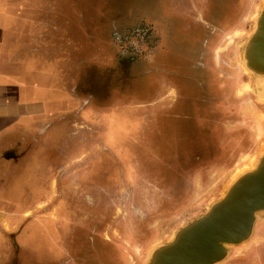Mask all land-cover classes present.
I'll return each instance as SVG.
<instances>
[{
  "label": "rangeland",
  "instance_id": "rangeland-1",
  "mask_svg": "<svg viewBox=\"0 0 264 264\" xmlns=\"http://www.w3.org/2000/svg\"><path fill=\"white\" fill-rule=\"evenodd\" d=\"M20 3L21 21L36 22L28 35L43 37L44 31L50 29L48 35L54 36L63 24L62 29L68 31L59 32L57 38L76 39L82 33L76 22L92 19L94 14L95 19L99 16L104 23L103 36H114L116 32L129 36L124 41L114 37L118 42L99 45L96 51L104 59L99 60L104 70L86 69L80 75L84 80L80 93L73 91L77 78L73 75L69 79L71 89L64 98L67 103L58 109L56 119L64 129L56 134L57 138L47 140L46 124L29 144L26 142V147L34 158L31 170L36 164L52 168L48 178L51 185L36 196L32 212L52 213L62 228L83 226L82 238L88 245L95 238L105 240L102 230L111 225L109 244L114 264H145L156 245L170 241L177 229L202 215L222 197L236 175L255 167L264 152V80L245 69L242 57L244 42L254 28L263 0H20ZM111 11L117 21L109 27L106 21ZM133 27L139 30L128 33ZM140 27L150 28L151 34L149 31L144 35L149 33L154 38L159 35L164 53L178 68L183 67L185 72L191 67L195 70L188 78L202 93L197 99L201 101L199 109H207L201 113L207 126L199 124L200 133L193 134L185 144L176 146L174 136L169 134L162 138L161 149L153 145L154 126L146 124L147 120L154 115L176 116L159 107L163 100L169 99L165 90L152 98L151 104H146L137 97L140 89L132 92L118 89L123 85L128 72L125 65L131 57L148 54L153 45L150 38L144 39ZM84 31L92 34L90 28ZM112 56L115 62L110 64ZM165 62L164 68L169 73L177 68ZM109 65L115 66L108 69L112 67ZM172 74L177 77V71ZM96 78L100 80V88ZM111 78L116 80L112 82L116 88L110 98L113 103L103 88ZM92 85H97L95 92L88 90ZM168 95H175L172 88ZM87 102L97 113L88 110L80 113L78 104ZM253 103L259 106V111L250 114L248 110ZM110 123L113 124L108 129ZM136 126L147 127L145 134H136ZM124 127L134 132L132 139H127L131 142L130 152L123 147L124 137L120 136ZM85 133L92 144L83 145ZM82 181L85 185H80ZM22 185L17 188L8 185L9 198L24 195L27 184ZM60 205L70 219L59 220ZM258 214L255 226L264 220V211ZM97 221L100 232L94 233L91 225L96 227ZM37 236L32 241L26 239L34 249L52 244L51 238L37 243L40 238ZM5 241L6 245H12L10 237ZM237 245H226L228 255L216 264L233 261L239 254ZM12 249L14 252L4 253L3 264H15L18 251ZM69 261L68 256L53 264Z\"/></svg>",
  "mask_w": 264,
  "mask_h": 264
},
{
  "label": "crops",
  "instance_id": "crops-1",
  "mask_svg": "<svg viewBox=\"0 0 264 264\" xmlns=\"http://www.w3.org/2000/svg\"><path fill=\"white\" fill-rule=\"evenodd\" d=\"M20 10V0H0V264L6 251L14 252V247L20 253L23 246L28 247V237L38 235L44 241L50 235L51 217L32 212L39 189L46 187L42 180L45 166L36 164L31 170L34 158L26 142L46 124L48 139L60 133L57 113L66 105L69 91L57 78L63 68L74 67L77 57L73 49L69 55L74 43L57 38L61 31L54 36L48 35L49 29L43 37L28 35L35 24L21 21ZM23 182L27 184L25 194L9 198L8 185L17 188ZM6 237L12 245H6Z\"/></svg>",
  "mask_w": 264,
  "mask_h": 264
},
{
  "label": "flooded vegetation",
  "instance_id": "flooded-vegetation-1",
  "mask_svg": "<svg viewBox=\"0 0 264 264\" xmlns=\"http://www.w3.org/2000/svg\"><path fill=\"white\" fill-rule=\"evenodd\" d=\"M59 1L62 2L63 0H59ZM111 12L112 14L108 15L110 16V18H107L106 21L109 24V27H111L115 23V21H117L116 19H114L115 18L114 11ZM92 17H93L92 19H89V17H87L86 19H81V22L79 21L76 22V27H78L82 32L80 33V37H75L76 39H69L68 37V39L66 40V43H69L70 45L74 43L73 45L74 47L70 46L69 48V55L71 53V50L73 49V51L77 53V57L75 58L74 67H67L68 69L63 68L62 74L60 75V77L57 78V81H61V87H63V89H67L68 91H70L71 89V83L69 82V79L72 80L73 75L75 79L77 78L73 91L77 90V92L79 91L80 93V91L84 89V80L80 75H82V73L86 69L87 71L91 70L92 72L98 68L103 69L99 65L100 64L99 60L101 61L104 59H100L101 57H99L97 52L100 44L102 43L107 44L106 42L108 41L109 43L110 41L116 43L117 40L124 41L125 39L129 38L128 35L125 34L118 35L117 32L115 33L114 36L112 35L103 36L102 25L104 23H102L101 21L102 19L99 18V16L97 17V19H95L94 14L92 15ZM203 22L204 24L207 23L208 25V22L206 20H203ZM35 23L36 22L34 21V24ZM84 28H90L92 34L91 35L87 34L84 31ZM140 28H141L140 31L143 33L142 34L143 37H146L144 39L148 40V38H150V44L153 43V45L150 46V50L148 54H142L140 56L141 59L131 57V60L128 61V63L125 65L129 73L127 72V74H125L124 82H122L123 85L118 89H122L124 91V89L127 88L126 91L128 92H132L136 89H140V93L138 94L137 97H140V99L143 100L146 104H151V99L154 98L155 96H159L165 90V94L169 99L168 101L163 100L162 103L159 104V107L161 106L165 107L167 113L172 112L173 115L176 116L173 117L163 116L160 118L159 115H154L147 120L146 124H148L149 126L151 125L154 126L152 127V129L154 130L153 134L156 136V140H155L156 144L155 142L154 144L153 143L152 144L156 146L157 150L161 149L159 145H161L162 138L167 137V135L169 134L174 136V141L176 146L180 144H185L187 140L191 139V136H193V134L200 133V129L202 128L199 126V124L203 126H207V124L202 122L203 117L201 114L202 112L206 113L207 109L206 108L199 109L201 107L200 106L201 101L197 99L198 98L197 96H201L202 93L201 91H198L194 88L195 83H190V80L188 78L195 70H193L191 67V70L185 72L182 70L183 67L178 68L177 66L178 64H175L173 60L170 59L167 56V54L164 53L162 39L158 38L159 35H156V38H154L153 36L150 35L151 31L149 27H145V28L140 27ZM138 30L139 27L138 28L133 27L131 31L128 29V33L135 34ZM58 31L61 32L65 31L66 34L67 33L66 31L68 30L63 28ZM149 31L150 34L148 33L147 35H144L146 34V32ZM83 33H85L84 36ZM114 37H116L117 40L114 39ZM64 41L65 40H62V42ZM68 59H70V57H68ZM167 59H168V64L171 63L177 66V68L174 67V70L172 72L174 73L175 71H177V77H174V75L172 73H169L168 71L167 73L165 72L164 67L167 66L165 62ZM110 60H111L110 64H113L115 62L114 61L115 58L113 56L112 58H110ZM109 66L112 67H109L108 69H112L115 65H109ZM180 70H182V72H180ZM184 76L187 78H185ZM96 79H97V85L99 86L98 88H100L101 86L99 84L100 80L98 81V78ZM108 81L109 83H107V85L104 84L103 88L107 91V96L109 97L110 103H113V100L110 98L113 95L114 89L116 88L112 84V82H116V80L112 81L111 78L108 79ZM97 85L96 87L92 85V87L88 88V90L95 92L97 89ZM106 86L108 87V89ZM171 88L174 90L175 93L174 96L168 95V90ZM78 105H79L80 113H84L86 110H88L92 114L97 113V109L91 105H88V102L81 103ZM258 107L259 106L256 103L255 104L253 103L252 108L248 110L249 113L250 114L253 112L257 113V110L259 111ZM186 114H188V116H184ZM243 120L246 122V117ZM112 124L110 123L107 126V128L109 129L110 126L112 127ZM130 130L131 128L124 127L123 134H120V136L124 137V141H125L123 143V147L126 148L128 152H130L131 150V142L130 140L127 141V139H132V135L134 133L131 132ZM146 130L147 127L138 126L135 132L138 131V133L136 134L139 133L145 134ZM86 136L87 133H85L82 136V138H85ZM93 137L95 136L93 135ZM48 138L49 137L47 136V140ZM54 138L56 139L57 137ZM85 139L86 140L83 141V145H89L90 142L92 144L93 142L92 139H88V138ZM46 152L48 154V150H46ZM51 169L52 168H47L45 166L46 173L42 177L43 182H45L46 184L45 189L51 185L48 179L49 177H51L50 176L52 173ZM93 182L94 181H92V184H90L91 186L94 185ZM80 185H85V183L82 181ZM43 189L44 188H40L39 189L40 192ZM40 192L38 194H40ZM91 203H93V201ZM58 208H60L58 212L59 220L66 221L70 219L69 213L64 208H62V205H60ZM34 212L36 215L38 214L40 215L46 212L47 215L51 217V220L48 221L51 223L50 235L48 239L50 238L52 239V244L51 243H49L48 245L41 244L42 246L39 249H34L32 247V242H31L33 236L28 237L31 238V241L27 242L29 246L28 247L23 246L20 253L16 252L15 264H53L61 259L63 261L64 257L67 258L68 256L71 259V261H69L68 264H71V262L72 264H114V253L110 250V244H109L110 237L113 234V226L110 225L102 230V234L105 236V240L95 238L92 239L91 241L92 244L88 245L89 242H87L86 239L82 238V235L85 232L83 226L80 227L79 225L74 224V225H70V227L68 228H62L59 227L55 219L52 218L51 216L52 214L50 212L47 211L44 212L34 211ZM257 225L256 226L254 225L255 228L253 229L254 231L252 235L244 243H238L237 252L239 254L237 255V257L234 258V260L229 263L222 262L223 264H264V220L262 223ZM91 229L94 233H99L100 232L99 222L97 223L96 227L91 225ZM37 243H43V241L41 242L40 240Z\"/></svg>",
  "mask_w": 264,
  "mask_h": 264
},
{
  "label": "water",
  "instance_id": "water-1",
  "mask_svg": "<svg viewBox=\"0 0 264 264\" xmlns=\"http://www.w3.org/2000/svg\"><path fill=\"white\" fill-rule=\"evenodd\" d=\"M245 68L264 78V0L254 28L244 42ZM260 62L263 72L251 65ZM264 211V153L257 166L231 184L200 216L181 226L170 241L157 245L146 264H216L228 255L226 245L245 242Z\"/></svg>",
  "mask_w": 264,
  "mask_h": 264
},
{
  "label": "bare ground",
  "instance_id": "bare-ground-1",
  "mask_svg": "<svg viewBox=\"0 0 264 264\" xmlns=\"http://www.w3.org/2000/svg\"><path fill=\"white\" fill-rule=\"evenodd\" d=\"M259 13H260V10H259ZM259 13H258V15H259ZM258 15H257V16H258ZM257 16L255 17V19L257 18ZM243 60H244V59H243ZM251 61H252V62H251V65L255 68V70H258L259 73L263 72V71L261 70V68H263V67L261 66L262 64H261L260 62H257L256 60H253V59H252ZM244 67H245V61H244ZM245 69L247 70V68H245ZM247 71H248V70H247ZM256 78L259 79V80H261V81L264 80V78H263L261 75H258V77H256ZM263 153H264V152H263ZM262 155H263V154H262ZM262 155H261V156H262ZM258 162H259V160L257 161L255 167L257 166ZM255 167H254V168H255ZM254 168H253V169H254ZM253 169H250V170H247V171H243V172L239 173L238 175H236V177H235V178L229 183L228 187H229L231 184H233L235 181H237V179H238L239 177H241V175H242L243 173H246V172L251 171V170H253ZM228 187H227V188H228ZM227 188H226V190H227ZM226 190H225V191H226ZM156 246H157V245H156ZM156 246H155V247H156ZM155 247H154V248H155ZM154 248H153V249H154ZM153 249L150 251L148 257H150V255H151ZM148 259H149V258H148ZM148 259H147V260H148ZM147 260H146V261H147ZM145 264H146V262H145Z\"/></svg>",
  "mask_w": 264,
  "mask_h": 264
}]
</instances>
